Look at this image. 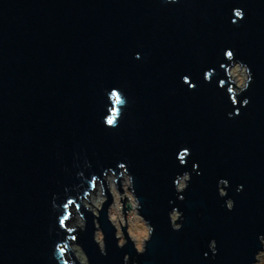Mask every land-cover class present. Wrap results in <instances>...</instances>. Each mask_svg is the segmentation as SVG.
<instances>
[{"label": "water", "instance_id": "water-1", "mask_svg": "<svg viewBox=\"0 0 264 264\" xmlns=\"http://www.w3.org/2000/svg\"><path fill=\"white\" fill-rule=\"evenodd\" d=\"M123 168L151 230L141 252L127 197L123 246L109 220L103 177L122 194ZM97 180L95 215L81 199ZM71 239L88 264H257L264 0H0V264H69L65 247L81 264Z\"/></svg>", "mask_w": 264, "mask_h": 264}, {"label": "rangeland", "instance_id": "rangeland-1", "mask_svg": "<svg viewBox=\"0 0 264 264\" xmlns=\"http://www.w3.org/2000/svg\"><path fill=\"white\" fill-rule=\"evenodd\" d=\"M231 77L237 88H234L233 90L235 92H240V89H243L246 85V81L248 80V75L246 74V70L244 67H241L240 65H235L230 69ZM111 175L110 177H113V181L107 185V188L109 189V192L111 194V197L113 199V202L111 206L109 207V220L112 222V224L116 227L118 242L120 245L126 244L125 235L123 234V231L121 230L122 227H125L126 220H127V227L126 231L129 236V239L131 242L134 243V247L137 251L141 252L144 249V246L146 244V240L148 239L150 235V227L146 222L140 217L138 212V203L136 201V198H134L132 191H131V176L125 171V168L121 170V176L120 177V184L121 188L123 189L124 193L120 194L119 189L116 187V181L118 180V177L114 174V172L107 173ZM188 180V176L184 177L179 185L180 188H184L186 185V181ZM97 185V186H96ZM98 189L96 192V196L94 202V205H91L89 202L86 203L85 201L82 202L83 206L88 211H93L95 215L99 214V211L102 206L103 202H105L107 199V196L104 195V191L101 185V181L97 180L95 182V187ZM130 188V189H128ZM124 196L129 199V202L126 200V203L128 205H131V210H127L126 220L124 219V215L122 212L123 205L121 202V199L124 200ZM121 198V199H120ZM137 205V208H136ZM125 208H127V205L124 204ZM74 211L70 213L71 219L67 221L69 223V226L67 229H77L76 226H78L80 229H82L85 226L84 218L78 211L77 207H73ZM130 211V212H129ZM73 214V215H72ZM174 220L177 219V214L173 215ZM121 223V225H120ZM95 239L97 243H99L100 248L102 251H104V243H103V235L102 232H100L99 229L96 230ZM70 249L73 252V255L77 258V260L81 264H88L86 255L82 252L81 248L75 244L74 240L71 239L69 242ZM65 258L68 261L69 264L72 263L71 256L68 253V249L65 247ZM258 262L257 264H264V251L258 255ZM129 262L128 255L126 256L125 263L127 264Z\"/></svg>", "mask_w": 264, "mask_h": 264}, {"label": "bare ground", "instance_id": "bare-ground-1", "mask_svg": "<svg viewBox=\"0 0 264 264\" xmlns=\"http://www.w3.org/2000/svg\"><path fill=\"white\" fill-rule=\"evenodd\" d=\"M111 175H109V174H106L103 178H104V180H105V182L107 183V185H109L112 181H113V177L111 178L110 177ZM97 186V185H96ZM98 191V189H97V187L96 188H94V190H91V192L88 194V195H86V197H83L81 200H82V202H86V203H90L91 205H94V200H95V197L94 196H96V192ZM74 207V206H73ZM73 207H71L70 208V211L69 212H73L74 211V208ZM136 208H137V205H136ZM73 210V211H72ZM73 215V214H72ZM70 219H71V216H70ZM70 219H68V220H70ZM69 226V223H67V225H66V227H68Z\"/></svg>", "mask_w": 264, "mask_h": 264}, {"label": "clouds", "instance_id": "clouds-1", "mask_svg": "<svg viewBox=\"0 0 264 264\" xmlns=\"http://www.w3.org/2000/svg\"><path fill=\"white\" fill-rule=\"evenodd\" d=\"M168 2L169 3H177L178 2V0H168ZM234 13H235V16L236 17H239V19H243V11L242 10H240V9H237V10H234ZM237 13H239V15H237ZM236 21H234V23H235ZM137 58H139V57H137ZM245 103H247V101L245 102ZM107 124L108 125H113V124H109L108 123V120H107ZM241 190H242V186H241ZM234 207H232L231 205H230V207H229V210H232Z\"/></svg>", "mask_w": 264, "mask_h": 264}, {"label": "snow or ice", "instance_id": "snow-or-ice-1", "mask_svg": "<svg viewBox=\"0 0 264 264\" xmlns=\"http://www.w3.org/2000/svg\"><path fill=\"white\" fill-rule=\"evenodd\" d=\"M237 15H239V13H237ZM228 55L231 56L232 53H231V52H228ZM186 82H187V80H186ZM117 102L119 103V99H118V98H117ZM108 123H109V124H113V123H114V120H113V119H109V120H108Z\"/></svg>", "mask_w": 264, "mask_h": 264}]
</instances>
